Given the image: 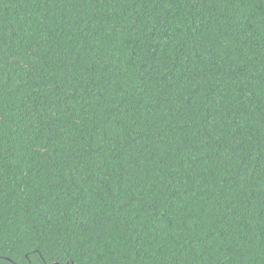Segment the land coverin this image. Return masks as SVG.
<instances>
[{"label": "trees", "instance_id": "16d2710c", "mask_svg": "<svg viewBox=\"0 0 264 264\" xmlns=\"http://www.w3.org/2000/svg\"><path fill=\"white\" fill-rule=\"evenodd\" d=\"M264 264V0H0V264Z\"/></svg>", "mask_w": 264, "mask_h": 264}, {"label": "water", "instance_id": "95a60500", "mask_svg": "<svg viewBox=\"0 0 264 264\" xmlns=\"http://www.w3.org/2000/svg\"><path fill=\"white\" fill-rule=\"evenodd\" d=\"M53 264H58V263H53Z\"/></svg>", "mask_w": 264, "mask_h": 264}]
</instances>
